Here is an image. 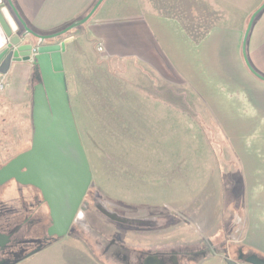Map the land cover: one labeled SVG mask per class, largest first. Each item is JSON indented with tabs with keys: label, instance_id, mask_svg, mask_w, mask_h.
Returning a JSON list of instances; mask_svg holds the SVG:
<instances>
[{
	"label": "rangeland",
	"instance_id": "obj_1",
	"mask_svg": "<svg viewBox=\"0 0 264 264\" xmlns=\"http://www.w3.org/2000/svg\"><path fill=\"white\" fill-rule=\"evenodd\" d=\"M138 1L179 19L193 37L233 18L232 11L227 15L214 0ZM18 29L13 35L20 37L23 32ZM38 42L27 35L21 43L33 47ZM84 62V75L79 73L82 80H72L70 89L85 108L79 131L93 187H88L68 233L96 253L115 238L130 247V264H139L136 254L144 251L191 253L178 264H226L225 258L237 259L245 230L243 179L203 102L165 65L154 64L153 72L139 61L113 65L91 54ZM16 63L0 68V77ZM39 81L32 74L27 88L33 89ZM88 98L100 101V111L83 107ZM6 100L0 99V165L30 142L25 106L18 103L22 99ZM24 195L12 180L0 186V227L39 222L25 225V237L11 246L10 260L47 243L42 221ZM247 251L244 247L241 252ZM102 255L106 264H124Z\"/></svg>",
	"mask_w": 264,
	"mask_h": 264
},
{
	"label": "crops",
	"instance_id": "obj_2",
	"mask_svg": "<svg viewBox=\"0 0 264 264\" xmlns=\"http://www.w3.org/2000/svg\"><path fill=\"white\" fill-rule=\"evenodd\" d=\"M214 1L218 8L227 10V15L232 11L229 16L233 18L229 24L212 26L198 41L179 19L163 16L138 0H103L84 24L63 38L45 44L58 45L61 51L69 103L79 136L80 113L85 108H82L79 97L72 93L70 82L82 80L79 73L84 75L86 56L95 55L102 63L113 65L139 61L153 72L154 64L165 65L180 78L210 112L233 160L239 164L245 212V230L239 248L247 247L249 251L264 256V81L250 72L242 55L246 17L263 0ZM11 2L32 31L46 35L84 17L96 0ZM0 14L12 33L22 29L7 0H0ZM25 39L27 36L22 41ZM99 45L102 47L100 51L97 49ZM245 50L251 67L264 76V9L252 23ZM25 62L12 65V71L5 74L8 85L0 93V99L4 102L6 99H22L18 103H24L26 136L28 134L31 139L32 88H27V83L34 74V67L30 61H27L29 65ZM84 106L87 110L100 111V101L91 98ZM101 255L89 250L74 234L66 233L54 237L40 249L8 262L106 264Z\"/></svg>",
	"mask_w": 264,
	"mask_h": 264
},
{
	"label": "water",
	"instance_id": "obj_3",
	"mask_svg": "<svg viewBox=\"0 0 264 264\" xmlns=\"http://www.w3.org/2000/svg\"><path fill=\"white\" fill-rule=\"evenodd\" d=\"M102 1L97 0L84 17L60 31L46 35L32 31L19 16L11 0H7L8 5L23 34L20 37L13 35L0 14V68L22 60L29 61L31 45L21 43L25 36L30 35L42 43L31 62L37 68L40 78L32 89L31 146L0 167V186L13 179L21 185L36 187L48 208L50 217L48 235L57 238L68 233L90 185L91 172L69 103L61 51L58 45H46L44 41L64 35L84 24ZM262 9L264 1L248 19L242 40V55L250 72L264 81V76L257 73L249 64L245 50L252 23ZM27 53L29 56L22 57ZM8 240L9 235L0 232V247ZM202 252L204 250L194 254ZM172 255L174 264H178L176 253ZM238 261L264 264V258L256 253L242 254L237 259L225 258L226 264H237ZM2 263L1 260L0 264ZM143 264L163 262L157 253H153L144 258Z\"/></svg>",
	"mask_w": 264,
	"mask_h": 264
},
{
	"label": "flooded vegetation",
	"instance_id": "obj_4",
	"mask_svg": "<svg viewBox=\"0 0 264 264\" xmlns=\"http://www.w3.org/2000/svg\"><path fill=\"white\" fill-rule=\"evenodd\" d=\"M36 84V83H34ZM33 84V85H34ZM31 146V139L29 142V145L27 146L26 149H24L21 152H24L26 150H28ZM4 165V164H3ZM2 165H0L1 167ZM12 181H14L12 179ZM17 185L18 191L20 192V194L24 193L25 197L30 200L29 202H31L34 205V210L35 213L38 214V216L40 217L41 221H42V225H43V238H45L47 240V242L50 240V238H54V236H49L47 229L50 225V217H49V213H45V208H47L46 203L44 202V200L42 199L41 193L40 191L36 188L33 187L31 185H21L19 183H17L16 181H14ZM90 183L89 186L93 187V184ZM94 196H91V199H93L94 201ZM44 209V212H43ZM79 212H77L76 216L78 215ZM75 216V217H76ZM35 223H39L38 219L36 222L34 221H30V220H26L25 222H19V223H15L11 226H4V227H0V232L1 233H5L7 235H9V240L7 243L3 244L2 247H0V261L2 260L3 263L2 264H6V262L10 261L11 256L13 255V252L11 251V246H13L14 244L18 243L19 241L21 242L24 237H25V233H26V227L25 225H34ZM36 225V224H35ZM30 230V229H29ZM130 248V247H129ZM126 245H123L122 243L120 244L119 241H117L115 238H110L108 241H106V243L104 244L103 248L101 249V253L105 256L108 257H112L114 259H117L121 262H123L124 264H130L128 258V254L127 251H130ZM153 253H157L158 257L162 260L163 264H174V258L172 253H176V260L179 263V259L182 258H190L191 257V253L190 252H153ZM153 253H149L147 251L141 252L136 254V261L139 264H143V260L144 258L148 255V254H153ZM250 253H254L252 251L250 252H241V250H238L237 253V257L239 255H244V254H250ZM21 256V255H20ZM260 256V255H259ZM19 257V256H17Z\"/></svg>",
	"mask_w": 264,
	"mask_h": 264
},
{
	"label": "built area",
	"instance_id": "obj_5",
	"mask_svg": "<svg viewBox=\"0 0 264 264\" xmlns=\"http://www.w3.org/2000/svg\"><path fill=\"white\" fill-rule=\"evenodd\" d=\"M42 45V43L39 41L35 46L31 47L30 50V56H29V61L32 62L34 55L37 54L38 47ZM99 51L102 49L101 45L98 46L97 48ZM7 86V80L5 78V74L1 75L0 77V92H2Z\"/></svg>",
	"mask_w": 264,
	"mask_h": 264
},
{
	"label": "trees",
	"instance_id": "obj_6",
	"mask_svg": "<svg viewBox=\"0 0 264 264\" xmlns=\"http://www.w3.org/2000/svg\"><path fill=\"white\" fill-rule=\"evenodd\" d=\"M189 33V32H188ZM205 34V33H204ZM203 34V35H204ZM202 35V36H203ZM202 36H200V37H193V39L195 40V41H198L200 38H202ZM34 75H35V77H38L39 78V73H38V70H37V68L36 67H34ZM40 79V78H39ZM41 247H43V246H40V247H38L37 249H40ZM17 258V257H16Z\"/></svg>",
	"mask_w": 264,
	"mask_h": 264
}]
</instances>
